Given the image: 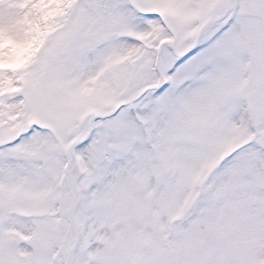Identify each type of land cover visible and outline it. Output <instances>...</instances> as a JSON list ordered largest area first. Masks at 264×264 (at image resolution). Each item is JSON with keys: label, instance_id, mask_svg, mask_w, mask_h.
<instances>
[{"label": "snow or ice", "instance_id": "6c2138e0", "mask_svg": "<svg viewBox=\"0 0 264 264\" xmlns=\"http://www.w3.org/2000/svg\"><path fill=\"white\" fill-rule=\"evenodd\" d=\"M0 264H264V0H0Z\"/></svg>", "mask_w": 264, "mask_h": 264}]
</instances>
